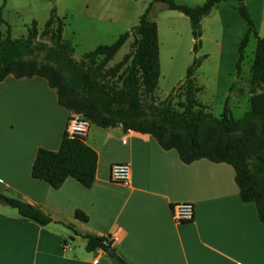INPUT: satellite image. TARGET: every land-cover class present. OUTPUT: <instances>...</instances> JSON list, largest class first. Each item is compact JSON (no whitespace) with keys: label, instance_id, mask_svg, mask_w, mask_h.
I'll list each match as a JSON object with an SVG mask.
<instances>
[{"label":"crops","instance_id":"0c3cea01","mask_svg":"<svg viewBox=\"0 0 264 264\" xmlns=\"http://www.w3.org/2000/svg\"><path fill=\"white\" fill-rule=\"evenodd\" d=\"M151 3L77 0L75 5L84 7L79 10L83 17L121 25L128 32ZM244 3L264 39V0ZM168 11L184 26L189 22L181 13ZM153 22L159 46V85L164 80L161 31L159 22ZM215 23L222 32L235 28L240 40L245 33L234 0L216 5L201 20V32L205 25L213 28ZM176 34L174 28L168 29L169 37L174 39ZM234 78L222 89L228 90ZM70 117L43 78L8 76L0 82V193L16 192L51 219L41 226L0 203V264H117L101 250L86 251L83 236L88 234L108 237L118 259L126 264H264V224L254 204L241 202L233 168L206 159L184 164L175 150L161 149L148 134L89 124L85 144L97 154L90 188L71 178L58 189L32 179L37 150L57 151ZM116 163L129 165L125 183L109 180L110 167ZM182 202L193 205L194 215L192 221L178 224L171 211ZM76 211L87 221L76 220Z\"/></svg>","mask_w":264,"mask_h":264},{"label":"trees","instance_id":"16d2710c","mask_svg":"<svg viewBox=\"0 0 264 264\" xmlns=\"http://www.w3.org/2000/svg\"><path fill=\"white\" fill-rule=\"evenodd\" d=\"M227 1L230 0H205L200 5L187 6L178 4L175 0H152L139 17L136 26L130 31L120 35L109 46H98L93 51L85 53L84 58L87 60L101 56L104 62H108L123 47L129 36L135 38L132 56L107 71V74L121 81L123 92L107 96L99 103L80 94L73 85L67 84L53 67L35 59H21L18 46L20 41H11L9 38L0 43V82L8 76L15 79L41 77L49 88L55 90L59 106L69 111L71 117L83 118L89 124L100 128L121 126L125 131L148 134L156 140L161 149L175 150L184 164L206 159L212 163L230 165L235 173L234 180L241 202L254 204L258 219L264 224V143L255 126H241L232 119L227 97L221 114L220 131L199 138L193 111L198 106L194 98L193 74L200 67L199 59L194 58L186 70L185 80L180 85L184 86L187 95L184 114L189 120V127L186 135L177 131V120L174 124L165 125L160 121L144 119L135 107L126 106L123 99L124 92H129L137 98L139 94H153L157 89L160 73L159 46L156 23L149 18L152 4H163L168 10L179 12L189 20L194 41L192 52L196 54L201 47V20L208 16L216 5ZM234 1L238 16L245 26V33L237 48L235 69L238 71L244 59L245 49L251 41L254 42L250 67V83L254 87L264 83V39L259 37L244 0ZM32 25L35 29L36 23L32 22ZM54 25L57 26V32L52 29ZM63 26V19L57 18L52 10L44 25V34L49 35V39L53 41L51 51L56 53L61 48ZM64 43L68 44L66 41ZM124 66L126 67L121 70ZM251 107L254 111L264 112V93L252 97ZM96 166L97 154L85 144V138L77 136L71 138L64 132L57 151L42 148L37 150L30 177L48 184L53 189L60 188L68 178L75 180L84 188H90L95 178ZM0 203L15 209L21 218L38 225L45 226L51 222L50 217L40 209L2 193ZM74 218L81 222L87 221V217L80 211L74 213ZM83 239L86 241L87 252L101 250L107 254L108 250H113L108 237L88 234L84 235ZM115 262L126 264L120 258Z\"/></svg>","mask_w":264,"mask_h":264},{"label":"rangeland","instance_id":"374dc122","mask_svg":"<svg viewBox=\"0 0 264 264\" xmlns=\"http://www.w3.org/2000/svg\"><path fill=\"white\" fill-rule=\"evenodd\" d=\"M204 1L176 0L177 3L190 6L200 5ZM76 3L77 0H0V43L6 38L20 41L18 46L21 59H35L53 67L67 84L73 85L80 94L99 103L107 96L123 92L121 81L107 74V71L132 56L135 38L129 36L123 47L108 62H104L101 56L94 60L85 59V53L98 46L111 45L126 29L121 25L108 26L93 18L83 17L79 10H84V7L77 6ZM72 6L75 10L71 9ZM52 10L57 18L64 19L61 48L57 53L51 51L53 41L49 39V35L44 34V25ZM171 13L163 4L155 3L149 14L152 21L159 22L161 31L160 54L164 80L157 85L159 90L156 89L153 94H139L137 98L124 92V104L135 107L144 119L160 121L165 125L174 124L177 120V131L186 135L189 127V120L184 114L187 95L184 86L180 85L185 80L187 68L197 58L201 64L193 74V81L194 98L198 106L193 111L199 138L220 131L221 114L227 97L232 119L241 126H255L264 143V112L254 111L251 107L252 97L264 93V83L254 87L250 83L254 42L251 41L245 49L244 59L236 71L240 39L236 37L235 28L233 32H222L218 23L213 28L205 25L201 47L194 54L189 22H185L184 26L172 18ZM32 22L36 23L35 29ZM169 28H174L177 32L174 39L173 35H168ZM52 29L57 32L56 25ZM220 56L222 65H219ZM234 76L229 89L223 90L226 81ZM2 194L23 201L14 191ZM13 211L16 212L14 209Z\"/></svg>","mask_w":264,"mask_h":264},{"label":"built area","instance_id":"2783aa9c","mask_svg":"<svg viewBox=\"0 0 264 264\" xmlns=\"http://www.w3.org/2000/svg\"><path fill=\"white\" fill-rule=\"evenodd\" d=\"M89 123L83 118L70 117L66 125V133L69 137L85 138L88 132ZM130 168L126 163H116L111 165L109 180L113 183H125L129 178ZM172 219L175 223H186L193 219L194 210L191 203H176L172 206Z\"/></svg>","mask_w":264,"mask_h":264},{"label":"water","instance_id":"95a60500","mask_svg":"<svg viewBox=\"0 0 264 264\" xmlns=\"http://www.w3.org/2000/svg\"><path fill=\"white\" fill-rule=\"evenodd\" d=\"M107 254H108L110 257H112L113 259H115V260L118 259L117 255L115 254L114 250H112V249L108 250Z\"/></svg>","mask_w":264,"mask_h":264}]
</instances>
